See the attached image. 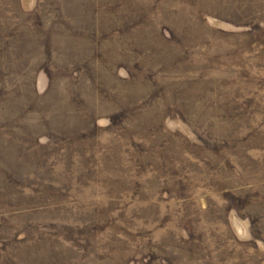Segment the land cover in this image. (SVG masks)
<instances>
[{"label": "rangeland", "instance_id": "obj_1", "mask_svg": "<svg viewBox=\"0 0 264 264\" xmlns=\"http://www.w3.org/2000/svg\"><path fill=\"white\" fill-rule=\"evenodd\" d=\"M0 264H264V0H0Z\"/></svg>", "mask_w": 264, "mask_h": 264}]
</instances>
